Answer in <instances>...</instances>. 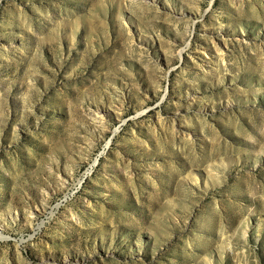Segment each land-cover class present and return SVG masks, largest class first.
I'll use <instances>...</instances> for the list:
<instances>
[{"label": "rangeland", "instance_id": "374dc122", "mask_svg": "<svg viewBox=\"0 0 264 264\" xmlns=\"http://www.w3.org/2000/svg\"><path fill=\"white\" fill-rule=\"evenodd\" d=\"M0 264H264V0H0Z\"/></svg>", "mask_w": 264, "mask_h": 264}]
</instances>
